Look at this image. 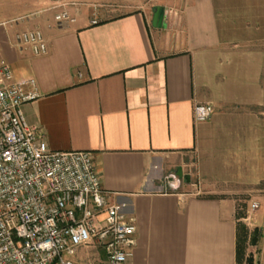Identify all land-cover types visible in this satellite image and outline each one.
<instances>
[{"label":"crops","instance_id":"obj_1","mask_svg":"<svg viewBox=\"0 0 264 264\" xmlns=\"http://www.w3.org/2000/svg\"><path fill=\"white\" fill-rule=\"evenodd\" d=\"M61 10L75 20L58 26ZM33 29L47 54L17 44ZM0 57L35 80L22 110L48 148L90 151L134 218L129 264H237L240 193L258 203L264 264V0H0ZM103 256L82 247L74 262Z\"/></svg>","mask_w":264,"mask_h":264},{"label":"built area","instance_id":"obj_2","mask_svg":"<svg viewBox=\"0 0 264 264\" xmlns=\"http://www.w3.org/2000/svg\"><path fill=\"white\" fill-rule=\"evenodd\" d=\"M54 20L62 26L75 18L61 10ZM16 41L35 56L48 52L39 29L18 33ZM38 96L35 80H14L0 57V264H75L78 249L89 246L104 256L88 264H129L134 218L108 201L90 151H53L26 121L22 106ZM212 113L210 103L193 108L196 122Z\"/></svg>","mask_w":264,"mask_h":264},{"label":"rangeland","instance_id":"obj_3","mask_svg":"<svg viewBox=\"0 0 264 264\" xmlns=\"http://www.w3.org/2000/svg\"><path fill=\"white\" fill-rule=\"evenodd\" d=\"M234 197L236 201V212L240 216H243L245 219L249 218V220L247 221H243V220L238 221V226L240 228L244 226L245 230L247 231V240L244 244V249L242 248L243 251L240 254L241 262L237 264H246L247 259L252 255L251 248L252 250L254 249L253 247H251L253 246V244L250 243V238L253 232L252 230L253 228L249 227L250 225H248V223L252 222L253 213H254V210H252L250 206L252 202H256V201H252V198L248 193H240L238 195H235Z\"/></svg>","mask_w":264,"mask_h":264},{"label":"trees","instance_id":"obj_4","mask_svg":"<svg viewBox=\"0 0 264 264\" xmlns=\"http://www.w3.org/2000/svg\"><path fill=\"white\" fill-rule=\"evenodd\" d=\"M242 234H238V242H237V263L241 262V258H240V254L244 249V244L247 240V231L245 230V228H242ZM258 239V231L257 229H254L252 234H251V238H250V243L251 244H256ZM243 248V249H242ZM246 264H253V259L252 256H250L247 259V263Z\"/></svg>","mask_w":264,"mask_h":264},{"label":"water","instance_id":"obj_5","mask_svg":"<svg viewBox=\"0 0 264 264\" xmlns=\"http://www.w3.org/2000/svg\"><path fill=\"white\" fill-rule=\"evenodd\" d=\"M159 20H161L162 19V15H161V13H159ZM182 174H180V172H179V176H181Z\"/></svg>","mask_w":264,"mask_h":264}]
</instances>
